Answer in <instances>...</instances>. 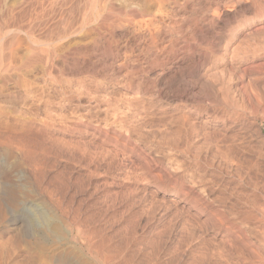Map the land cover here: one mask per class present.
<instances>
[{
	"label": "rangeland",
	"instance_id": "1",
	"mask_svg": "<svg viewBox=\"0 0 264 264\" xmlns=\"http://www.w3.org/2000/svg\"><path fill=\"white\" fill-rule=\"evenodd\" d=\"M0 40V264H264V0H0Z\"/></svg>",
	"mask_w": 264,
	"mask_h": 264
},
{
	"label": "bare ground",
	"instance_id": "2",
	"mask_svg": "<svg viewBox=\"0 0 264 264\" xmlns=\"http://www.w3.org/2000/svg\"><path fill=\"white\" fill-rule=\"evenodd\" d=\"M79 1V0H78ZM69 2V1H68ZM71 2V1H70ZM57 3V2H56ZM79 3V2H78ZM61 4V3H60ZM75 4V3H74ZM112 4V3H111ZM77 5V4H76ZM112 6V5H111ZM79 8V7H78ZM56 9V8H55ZM72 9V8H71ZM84 9V8H83ZM67 10V9H66ZM120 10V9H119ZM72 11V10H71ZM83 12V11H82ZM81 12V13H82ZM131 12V11H130ZM57 13V12H56ZM68 14H70V13H68ZM75 14V13H74ZM60 15V14H59ZM57 16V15H56ZM90 16V15H89ZM66 17V16H65ZM70 18V17H69ZM64 20H65V18H64ZM88 20H89V18H88ZM108 20H109V18H108ZM66 21V20H65ZM71 21V20H70ZM111 21V20H110ZM95 22V21H94ZM62 23V22H61ZM64 23V22H63ZM68 23V22H67ZM64 25V24H63ZM73 25V24H72ZM89 25V24H88ZM85 26V25H84ZM54 27V26H53ZM56 27V26H55ZM64 27V26H63ZM117 27V26H116ZM57 28H59V27H57ZM82 28V27H81ZM50 29V28H49ZM64 29V28H63ZM69 30V29H68ZM71 30V29H70ZM74 30V29H73ZM81 30V29H80ZM57 31V30H56ZM55 31V32H56ZM78 31V30H77ZM84 31V30H83ZM113 31V30H112ZM62 32V31H61ZM78 32H80V31H78ZM109 32V31H108ZM33 33V32H32ZM48 33V32H47ZM77 33V32H76ZM81 33V32H80ZM58 34V33H57ZM62 34V33H61ZM110 34V33H109ZM105 35V34H104ZM43 36V35H42ZM51 36H49V38H50ZM61 37V36H60ZM67 37V36H66ZM45 38V37H44ZM7 39V38H6ZM55 39V38H54ZM54 41V40H53ZM9 42V41H8ZM6 43V41L5 40H0V47H1V53H4L5 51H9V50H6V48L5 47H7L8 45H11V47L12 46H14V43L16 42L15 40H11L10 41V43ZM32 44V43H31ZM17 46V45H16ZM35 46V45H34ZM29 47V46H28ZM49 47V46H48ZM8 48H9V46H8ZM15 48V47H14ZM47 48V47H46ZM52 48V47H51ZM78 48V47H77ZM11 49V48H10ZM27 49V48H26ZM104 49V48H103ZM73 51V50H72ZM77 51V50H76ZM27 52V51H26ZM37 50L36 49H34L33 47H30V48H28V62H30V63H34V65L36 64V62H39V61H37V59H39L38 57H37ZM46 52V51H45ZM14 53L15 52H13V51H11L10 52V56L9 57H11L10 58V61H11V59H13L14 58ZM36 53V54H35ZM101 53V52H100ZM35 54V55H34ZM46 54H47V52H46ZM51 54H52V52H51ZM22 58V57H21ZM47 58V57H46ZM7 59V58H6ZM8 60V59H7ZM14 61V60H13ZM52 61H53V59H52ZM8 62V61H7ZM45 62V61H44ZM63 62V61H62ZM70 62V61H69ZM22 63V62H21ZM68 63V62H67ZM53 64V63H52ZM9 65V64H8ZM6 66V67H9V66H11V65H9V66ZM14 66H16V64L14 63L13 64ZM29 65V64H28ZM51 65V64H50ZM62 65V64H61ZM13 67V66H12ZM24 68H26V66L24 67ZM8 69V68H7ZM12 70V69H11ZM13 70H15V67H13ZM13 72V71H12ZM20 72V71H19ZM11 73V72H10ZM24 73V72H23ZM44 127V126H43ZM46 215V214H45ZM48 216V215H47ZM51 216V215H50ZM44 217V216H43ZM45 218H47V217H45ZM43 219V218H42ZM46 221H47V219H46ZM61 221V220H60ZM71 221V220H70ZM48 222V221H47ZM42 224V223H41ZM28 226H29V224H28ZM52 227H54V226H52ZM51 227V228H52ZM28 229H29V227H28ZM56 231H58V229L59 228H57V226H56V228H54ZM53 230V229H52ZM61 230V229H60ZM60 230H59V233H60ZM28 231V230H27ZM51 232V231H50ZM49 232V233H50ZM52 233V232H51ZM50 233V234H51ZM58 233V232H57ZM29 234V233H28ZM56 234V233H55ZM53 235H54V233H53ZM57 235V234H56ZM208 258V257H207ZM113 260V259H112ZM125 263V262H124ZM225 263V262H224Z\"/></svg>",
	"mask_w": 264,
	"mask_h": 264
}]
</instances>
